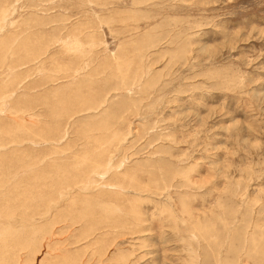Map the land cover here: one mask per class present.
<instances>
[{"label": "rangeland", "instance_id": "374dc122", "mask_svg": "<svg viewBox=\"0 0 264 264\" xmlns=\"http://www.w3.org/2000/svg\"><path fill=\"white\" fill-rule=\"evenodd\" d=\"M1 32L0 264H264V0H0Z\"/></svg>", "mask_w": 264, "mask_h": 264}, {"label": "bare ground", "instance_id": "6f19581e", "mask_svg": "<svg viewBox=\"0 0 264 264\" xmlns=\"http://www.w3.org/2000/svg\"><path fill=\"white\" fill-rule=\"evenodd\" d=\"M3 12H4V11H3ZM3 17H4V16L1 15L2 21L4 20ZM4 31H5V30H4ZM4 31H3V32H4ZM2 35H3V33L1 32V33H0V37H1ZM4 39H5V37H4ZM0 40H1V39H0ZM22 43H23V42H22ZM19 45H20V44H19ZM9 46H10V45H9ZM20 46H21V45H20ZM66 48H67V47H66ZM81 48H82V47H81ZM82 49H83V48H82ZM5 71H7L8 73H5L6 75H5V74H3V75L8 76V77H9V74L12 75L13 73H15V72H13V68H12V67L7 68ZM14 71H16V70H14ZM1 75H2V74H1ZM19 84H20V83H19ZM13 91H14V90H13ZM12 93H13V92H12ZM14 94H15V93H14ZM12 95H13V94L10 95V93H9V95H7V96L4 95V96H6V97H3V98H4V100H3V101H4V104H5L6 102L8 103V100L11 99V98H9V97H11ZM13 96H14V95H13ZM1 98H2V97H1ZM8 98H9V99H8ZM5 106H6V105H4V107H5ZM2 107H3V106H2ZM18 110H19V109H18ZM11 111H12V110H11ZM15 112L18 113L19 111H15ZM0 113H1V112H0ZM8 113H9V112H8ZM19 113H20V112H19ZM22 114H23V113L21 112V114H20L19 117H22L23 121L26 122V118H27V117H26L25 115L21 116ZM0 115H1V114H0ZM14 115H15V114H14ZM8 116H9V115H8ZM0 117H1V116H0ZM10 117H11V116H10ZM17 117H18V116H16V118H17ZM28 117H29V116H28ZM30 117H31V116H30ZM31 118H32V117H31ZM18 119H19V118H18ZM18 119H17V120H18ZM32 119H33V118H32ZM14 120H15V119H14ZM28 120H29V119H27V121H28ZM18 121H19V120H18ZM18 123H19V122H18ZM18 123H17V124H18ZM21 126H22V125H21ZM23 126H24V124H23ZM19 128H20V126H19ZM4 149H5V148H4ZM111 160H112V159H111ZM107 167H108V166H107ZM31 169H32V168H31ZM28 170H30V169H28ZM22 172H24V170H23ZM25 173H26V172H25ZM21 175H23V174H21ZM21 175H20V176H21ZM93 175H94V174H93ZM91 180H92V179H91ZM91 183H92V182H91ZM15 187H16V186H15ZM113 187H114V186H113ZM91 188H92V187H91ZM91 188H90V190H91ZM105 189H106V188H105ZM12 190H13V189H12ZM14 191H15V189L13 190V192H14ZM61 203H62V202H61ZM53 206H54V205H53ZM51 207H52V206H51ZM118 211H119V210H118ZM44 216H45V215H44ZM42 217H43V216H42ZM48 217H49V216H48ZM9 220H10V219H9ZM11 220H13V218H12ZM24 220H26V221L28 220V222H29V221L32 222V223H30V224H33L34 226H36V225L39 226L38 223L41 221V220H35V221H34V220H29V218H26V219H24ZM2 221H3V220H2ZM13 221H14V220H13ZM38 221H39V222H38ZM14 222H15V221H14ZM3 223H5V222H2V224H1V223H0V224L3 225ZM7 223H8V222H6V224H7ZM15 223H16V222H15ZM24 224H26V223H24ZM13 225H14V224H13ZM15 225H16V224H15ZM21 225H23V224H21ZM33 225H32V226H33ZM10 226H12V225L10 224ZM25 226H26V225H25ZM29 226H30V225H29ZM32 226H30V227H32ZM4 227H5V226H4ZM19 227H20V226H19ZM26 227H27V226H26ZM45 227H46V226H45ZM12 228H13V226H12ZM35 229H36V228H35ZM44 229H45V228H44ZM17 232H18V231H17ZM25 232H26V231H25ZM22 234H23V233H22ZM34 234H35V233H34ZM3 236H4V235H3ZM25 236H26V235H25ZM27 239H28V238H27ZM35 239H36V237H35ZM47 245H49V244H47ZM44 260H45V259H44Z\"/></svg>", "mask_w": 264, "mask_h": 264}]
</instances>
